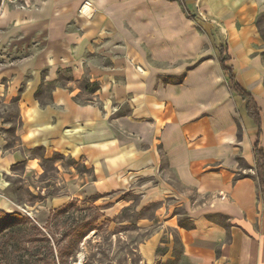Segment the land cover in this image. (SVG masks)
Masks as SVG:
<instances>
[{
  "label": "crops",
  "instance_id": "1",
  "mask_svg": "<svg viewBox=\"0 0 264 264\" xmlns=\"http://www.w3.org/2000/svg\"><path fill=\"white\" fill-rule=\"evenodd\" d=\"M260 1L0 0V57L10 59L0 66V97L17 96L22 121L19 149L0 145V177L20 161L37 175L36 150L61 151L91 175L58 163L68 192L45 198L41 225L72 200L132 192L142 206L159 203L152 220L177 232L190 264H264L254 152L256 144L264 152ZM222 45L260 124L228 84ZM89 79L94 90L83 88ZM110 200L108 213L129 206ZM159 239L155 232L143 244L146 259Z\"/></svg>",
  "mask_w": 264,
  "mask_h": 264
},
{
  "label": "rangeland",
  "instance_id": "2",
  "mask_svg": "<svg viewBox=\"0 0 264 264\" xmlns=\"http://www.w3.org/2000/svg\"><path fill=\"white\" fill-rule=\"evenodd\" d=\"M255 8L257 13L254 23L259 30L264 61V0ZM3 57H0V66L9 63L10 59ZM88 82L92 84L93 81L89 79L82 82L84 89ZM92 96V93L85 91L81 98L88 100ZM21 127L17 96L8 99L0 97V145L4 146V150L10 147L12 150L19 149ZM36 154L42 158L40 172L37 175L27 173L24 170V161L13 164L11 172L1 174L0 196L10 198L15 205L5 213L17 211L32 217L40 224L38 220L41 217L38 219V215L44 212L45 198L68 192L66 183L64 184L58 176V163L63 164L70 173L91 175V170L72 155L61 151L45 158L42 157L43 149L38 148ZM121 197L129 202V206L119 209L116 213H108L112 207L110 199ZM121 197L118 193L114 198L108 196L105 199L96 195L75 199L66 208L53 214L50 224L44 230L57 238L60 248L67 247L73 254L58 257L55 250L56 264H190L184 258L182 242L177 232L152 220L159 203L142 206L140 196L132 192H127ZM1 210L4 211L2 207ZM39 210L41 212L38 213ZM176 213L179 222L180 219L189 222L183 207L177 208ZM1 217L2 215L0 225H3L5 217ZM96 218L97 222L94 221ZM155 232L160 235L157 254L153 259H146L143 244ZM6 233L8 230L3 226L0 229V264H12V242L4 243L8 237Z\"/></svg>",
  "mask_w": 264,
  "mask_h": 264
},
{
  "label": "trees",
  "instance_id": "3",
  "mask_svg": "<svg viewBox=\"0 0 264 264\" xmlns=\"http://www.w3.org/2000/svg\"><path fill=\"white\" fill-rule=\"evenodd\" d=\"M220 50L221 62L228 75L229 86L234 92L242 96L247 103L249 115L260 124V108L254 96L236 81L232 74V69L226 65L225 61L228 59L227 48L222 45L220 46ZM176 81H182V77H179ZM95 88L96 85L90 84L89 82L86 85L87 90H94ZM40 93L41 90L36 94L38 98ZM254 152L257 162L256 177L262 194L264 195V152L259 149L258 144L255 145ZM67 205L68 204L52 210L44 226H41L34 221L32 217L24 215L23 213L17 211L5 213V211H0V216L2 215L1 218L3 219V217H5V222L3 225H0V229L4 226L8 230V233H6L8 237L4 243L7 244V242H12V264H56L55 250L58 252V257L64 254L73 256L72 252L67 247L60 248L58 246L57 238L54 235H50L44 230V228L48 227L50 224L53 214L66 208ZM96 220L97 218L94 221L97 222ZM180 225L189 228L193 223L180 219Z\"/></svg>",
  "mask_w": 264,
  "mask_h": 264
},
{
  "label": "bare ground",
  "instance_id": "4",
  "mask_svg": "<svg viewBox=\"0 0 264 264\" xmlns=\"http://www.w3.org/2000/svg\"><path fill=\"white\" fill-rule=\"evenodd\" d=\"M12 208H13V205H12V207H10V206L7 205L5 209H6L7 211H10Z\"/></svg>",
  "mask_w": 264,
  "mask_h": 264
},
{
  "label": "built area",
  "instance_id": "5",
  "mask_svg": "<svg viewBox=\"0 0 264 264\" xmlns=\"http://www.w3.org/2000/svg\"><path fill=\"white\" fill-rule=\"evenodd\" d=\"M201 14V13H200ZM202 15V14H201Z\"/></svg>",
  "mask_w": 264,
  "mask_h": 264
}]
</instances>
